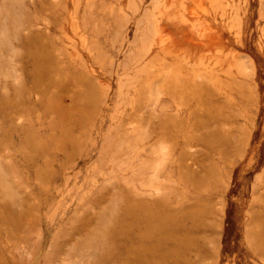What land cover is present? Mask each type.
I'll list each match as a JSON object with an SVG mask.
<instances>
[{
  "label": "rangeland",
  "instance_id": "rangeland-1",
  "mask_svg": "<svg viewBox=\"0 0 264 264\" xmlns=\"http://www.w3.org/2000/svg\"><path fill=\"white\" fill-rule=\"evenodd\" d=\"M139 203L155 264H264V0H0V264H118Z\"/></svg>",
  "mask_w": 264,
  "mask_h": 264
},
{
  "label": "bare ground",
  "instance_id": "bare-ground-1",
  "mask_svg": "<svg viewBox=\"0 0 264 264\" xmlns=\"http://www.w3.org/2000/svg\"><path fill=\"white\" fill-rule=\"evenodd\" d=\"M124 215L128 222H118L115 231L108 233L109 241L100 246L107 248L106 253L100 257L101 261L114 258L119 261L118 264H155V261L167 262L171 256L176 255L174 249L184 251L192 246L190 239L175 236L169 227L175 221L157 204L128 205ZM118 234L127 237L120 255L115 254ZM256 238L264 242V230Z\"/></svg>",
  "mask_w": 264,
  "mask_h": 264
}]
</instances>
